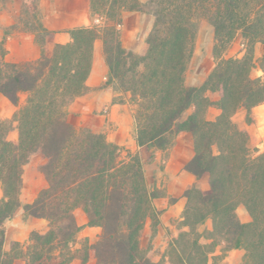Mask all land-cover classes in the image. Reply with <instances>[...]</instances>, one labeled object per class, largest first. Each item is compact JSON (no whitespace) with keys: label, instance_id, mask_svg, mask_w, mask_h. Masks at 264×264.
<instances>
[{"label":"trees","instance_id":"trees-1","mask_svg":"<svg viewBox=\"0 0 264 264\" xmlns=\"http://www.w3.org/2000/svg\"><path fill=\"white\" fill-rule=\"evenodd\" d=\"M23 3L34 23L25 31L35 34L40 55L32 62H8L7 35L0 40V95L15 107L11 118L0 119V264H87L91 259L94 264H216L232 250L243 251L241 264H264V152L232 120L242 110L251 125L253 109L264 105V0H88L90 16L109 23L69 29L65 44L55 43L54 32L41 24L39 0ZM131 12L153 19L142 55L120 40L123 13ZM201 19L213 29L215 66L200 86H187ZM237 35L243 55L224 58ZM98 41L108 70L103 87L127 94L135 107L139 154L150 153L151 161L176 135L189 133L193 156L184 170L208 183L206 190L184 193L178 234L157 262L141 236L147 221L151 238L157 233L160 213L153 202L161 194L149 190L141 156L122 160L120 149L102 133L69 120L73 103L89 92ZM20 94L26 95L23 103ZM211 107L221 112L215 121L205 117ZM13 131L15 142L9 139ZM35 155L44 160L39 172L46 187L22 204L23 169ZM239 207L248 222L239 220ZM19 208L45 220L47 229L31 231L26 248L12 242L7 249L5 224ZM77 209L87 227L101 230L94 242L78 238L83 227L74 217ZM207 223L210 229L200 230Z\"/></svg>","mask_w":264,"mask_h":264},{"label":"rangeland","instance_id":"rangeland-1","mask_svg":"<svg viewBox=\"0 0 264 264\" xmlns=\"http://www.w3.org/2000/svg\"><path fill=\"white\" fill-rule=\"evenodd\" d=\"M73 1H75L76 6H79V3H80L79 0H73ZM139 1L144 2L145 0H139ZM61 3L70 4L71 0H62ZM38 7L40 10V22L43 25L44 24L43 21L45 17L44 10L49 7V0H39ZM132 15H135V16L129 17ZM96 18H99V17L92 16L91 17L92 22L89 25H96L98 28H103L105 27L107 23H109L106 21L104 17L101 18L99 22L96 23L95 22ZM33 24H34L33 20L30 18L29 14L27 13L25 9L23 0H0V40L5 36V34L7 35L6 36V40H7V39L15 38L19 36L20 33H23L25 35H28L30 38H32V40L36 44L35 37H34L35 34L33 32L25 31V27L31 26ZM152 24H153V19L147 14H140L136 12L123 13L122 20H121L120 27H119V35H120V40H121L123 47L133 52H135L136 50H139V47L143 43H144V46L146 47L145 40L152 28ZM9 47H10V50L7 51L6 60L8 62H11L10 52L14 51L15 46L13 44H10ZM212 47H213V29L206 19H201L198 22V31L196 34L193 56H192V59L190 61V64H189V67H188V70L185 76V83L187 86H192V85L200 83L203 79L205 80L209 72L213 70L215 66V61L212 56ZM99 53L101 54L103 62L105 63L103 53H102L101 41H98L95 45V54H94V63H93L94 67H95V62L97 61V55ZM261 53H262L261 47L257 45L255 49V57L256 58L260 57ZM139 55H142V54H139ZM242 55H243L242 40H241L240 35H237L235 39L233 40V42L228 47L227 51L223 54V57L224 58H239ZM18 62H32V61H18ZM254 75H261V73L259 71H255ZM107 76H108V70H107ZM106 81H107V77H106ZM110 88L113 90V93L115 95L113 99L114 103H125L129 106L130 110L132 111V121L129 118L127 119V117L123 118V116H121L122 118L120 117L119 121L117 119L109 120L107 117L109 114L108 106H105L101 108L100 110H94L92 113H89V114H81V110H83V107L85 108L88 107L87 104L89 102L87 100L83 101L82 103H79L78 107L76 105L75 108L70 110L71 116L69 120L75 126L84 125L86 127H89L94 132L102 133L108 142L116 145L120 149L121 159L126 160L128 154H131V155H135L137 153L139 154V149L136 146L135 140H134V136H135L134 110H135V107L132 104H130L129 96L127 94H123L119 92L118 90H115L113 87H110ZM97 89L98 87H92L89 89V92L91 90H97ZM209 96L212 100H216L217 98L215 94H209ZM25 98H26L25 94H20L19 103H23ZM11 105L12 104L9 101H7L4 97L0 95V119H6L3 117V113L5 111L7 112V108H9ZM14 111H15V108H14ZM76 112L78 113L77 115H76ZM12 114H11V117H12ZM252 114H253V111H252ZM186 116L187 115L184 114L181 120H183ZM255 117L258 118L257 121L253 120L252 125H249L250 128L245 131L251 136L253 147L261 153V152H264V108L260 109L258 113L255 114ZM117 118L119 117L117 116ZM235 120L240 125V127L243 124L244 126L248 125L245 121V112L242 110L236 113ZM13 132L15 133L16 131H13ZM13 132L10 133L9 139H11L14 136ZM175 138L176 136L174 137V140ZM173 144L169 149H172ZM155 152L153 153L154 158L151 161L149 160L150 153L139 154L142 158L143 169H144L145 178H146V182L149 187V190L155 189L161 194V197L156 199L153 202L155 209L160 213V216H159L160 224L157 227V233L153 238H151L152 233H151V228H150V222L147 221L143 229L142 236H141V245L143 247H146L148 244V247H149L148 255L153 262H157L160 259L168 243L171 241L172 238H175L177 236L178 234L177 229L179 228V223L181 221V218H177L173 216L168 217L167 214L162 216L163 213L167 211V208L164 209L163 202H167V205H168L172 202V199H168L167 201L164 200L165 197H167L165 193L167 188L163 187L162 184L157 186L153 181V175H154V172L158 171V169H162L164 167L162 160L167 159L169 151L162 152L163 154H162L160 162H155ZM35 158L41 159L40 162L38 161V164H39L38 171H39V166L44 163V160L41 158V156L35 155L31 157L30 162L33 161V159ZM28 178L29 179L32 178L30 173L28 175ZM40 190L41 189H33L30 187V189L28 190V194L33 193L36 196V194ZM24 192H27V190L26 191L25 189L22 190L21 195ZM239 208L237 211L238 218L241 222H244L246 219L245 215L243 213V210ZM25 216L29 217L27 215ZM74 217L76 219L77 224L83 227V229L78 235V238L79 239L87 238L90 242H94L97 239V237L101 234V230L95 227H87L86 226L87 219L80 209H77L74 211ZM31 218L34 219L36 222H44L42 223V227L36 226L32 231H36V232L46 231L47 222L45 220L37 219L33 217ZM209 226L210 224L207 223L206 225L201 227L200 230H203L204 228H209ZM90 228H93V229H90ZM149 240H150V244H149ZM27 245H28V242L26 244H22V247L26 248ZM216 254L217 255L221 254L220 248L217 249ZM241 262L239 264H241ZM94 263L95 261L91 259L89 260L87 264H94ZM71 264H80V262L78 260H75ZM216 264H227V263H223V261H217Z\"/></svg>","mask_w":264,"mask_h":264},{"label":"crops","instance_id":"crops-1","mask_svg":"<svg viewBox=\"0 0 264 264\" xmlns=\"http://www.w3.org/2000/svg\"><path fill=\"white\" fill-rule=\"evenodd\" d=\"M62 0H49V7L44 10V27L54 32L53 41L58 44H65L69 41V37L67 35V30L72 29L74 27L79 26H87L92 22V19L89 15L88 10V0H79V6L75 5V1L71 0L70 4L61 3ZM135 15L129 16L134 17ZM10 44L15 46L13 52L11 54V62L18 61H36L40 55V49L38 45L34 43L32 38L28 35L20 33L19 36L7 39L5 41L6 50H10ZM146 50L144 43L141 44L139 50L135 52L139 54H143ZM96 56V55H95ZM210 73V72H209ZM107 77V67L103 62L102 56L99 53L97 55V61L95 62V67L93 66L89 79L87 81V85L90 88L98 87L97 90H91L89 93L84 95L83 97L77 99L70 110L78 107L79 103L83 101H88L87 108L83 107L81 110V114H89L94 110H100L101 108L108 106L109 114L108 119H117L120 120V117H127V119H131L132 121V111L129 106L125 103H114L113 99L115 97L113 90L110 87H103L105 85ZM204 79L195 85L198 86L203 83ZM14 106H10L7 108V112L3 113L4 118H10L12 112L14 111ZM264 105L257 106L253 109V120L257 121V117L255 114L258 113L260 109H263ZM78 109V108H77ZM191 110H188L185 115H188ZM71 113V111H70ZM220 110L216 107H211L208 109L206 113L207 121H215L220 115ZM78 113L76 112V115ZM71 116V114H69ZM236 115V114H235ZM235 115L233 116V122L242 130H248L249 125L244 124L240 127V125L235 120ZM117 116L119 118H117ZM122 118V117H121ZM185 119V118H184ZM252 125V124H251ZM244 126V127H243ZM14 136L10 139L15 142L17 140V134L14 133ZM172 149H168L169 151L167 159L162 160L164 167L162 169H158L157 172H154L153 181L159 186L162 184L163 187H166V196L164 200L172 199V202L167 205V202H163L164 209L167 208V211L163 213L162 216L168 215V217H177L181 218V215L184 211L186 198L184 197V193L193 188H199L201 190H206L208 188V183L206 180L199 182L193 175L186 172L184 170L185 163L193 156V139L189 133H180L176 135L175 140L173 141ZM161 151L155 152V162H160L162 157ZM38 161L40 162V158H35L33 161L29 162L25 165L23 169V190H27L21 195L22 204L29 203L34 199V194L29 193L28 190L33 189H42L45 187L46 182L44 177L38 171ZM29 173L31 174V179L28 178ZM1 189H0V198H1ZM239 209L243 210L245 215V222H248V214L243 207ZM238 211V209H237ZM44 222H36L31 217H26L22 208H19L16 214L6 222L5 228V245L8 249V246L12 242H17L22 244H26L28 242V236L30 231H32L36 226H41ZM93 229V228H90ZM210 229V226L209 228ZM243 251L242 250H232L229 251L225 258L222 260L223 263L227 264H239L242 261ZM14 264H23L22 260H16Z\"/></svg>","mask_w":264,"mask_h":264},{"label":"built area","instance_id":"built-area-1","mask_svg":"<svg viewBox=\"0 0 264 264\" xmlns=\"http://www.w3.org/2000/svg\"><path fill=\"white\" fill-rule=\"evenodd\" d=\"M95 22L97 23V22H99V20L96 19Z\"/></svg>","mask_w":264,"mask_h":264}]
</instances>
